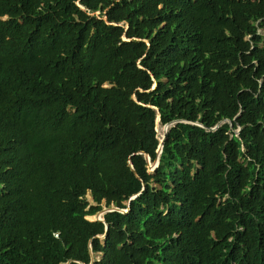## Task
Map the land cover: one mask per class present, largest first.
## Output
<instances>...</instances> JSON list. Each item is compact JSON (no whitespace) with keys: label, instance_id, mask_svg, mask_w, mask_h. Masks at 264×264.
Here are the masks:
<instances>
[{"label":"trees","instance_id":"obj_1","mask_svg":"<svg viewBox=\"0 0 264 264\" xmlns=\"http://www.w3.org/2000/svg\"><path fill=\"white\" fill-rule=\"evenodd\" d=\"M91 257L264 264V0H0V264Z\"/></svg>","mask_w":264,"mask_h":264},{"label":"water","instance_id":"obj_2","mask_svg":"<svg viewBox=\"0 0 264 264\" xmlns=\"http://www.w3.org/2000/svg\"><path fill=\"white\" fill-rule=\"evenodd\" d=\"M154 85H155V84L153 83V84H152V87H154ZM154 109L156 110V108H154ZM223 121L228 122L229 125H230V122H229L228 120L224 119ZM154 122H155V124L159 122V116H158V114H156ZM174 122H175V121H171V122H168V123L162 125V126H163V133L161 134L160 137H157V138H158V145H157V148H156V150H155V151H156V158H155L152 162H150L149 157H148L146 154H144V158H145V161H146V166H147L148 169H151V171H152V170L156 167V165H157V159H158V155H159V153L161 152L162 143H163V140H164L165 133L167 132V129H168V128H169ZM216 126H217V124H216L214 127H216ZM214 127H213V128H214ZM155 132H156V131H155ZM235 132H237V130H235ZM128 165H129V167L132 169L130 162H128ZM135 196H136V195H132V196H130V197L128 198V200L125 201V205H126V207H127V205H128V201H129L130 199L134 198ZM89 197H90V196H89ZM90 199H91V198H90ZM114 210H115V211H119V212H121V213H126V212H127V208H125V209H120V208H117V207H114V206H110V207H102L99 211H97L95 214H93L94 219H92V220H99V221H102V222H103L102 215H103L105 212H108V211H114ZM99 215H100V216H99ZM106 228H107V225L104 223V233L101 234L100 236H98V238H100V239H104ZM102 243H103V242H102ZM88 248H89V254L92 255V253H91V251H90V246H89V244H88ZM91 263H92V257H91L90 262H89L88 264H91ZM65 264H68V261L65 262Z\"/></svg>","mask_w":264,"mask_h":264},{"label":"rangeland","instance_id":"obj_3","mask_svg":"<svg viewBox=\"0 0 264 264\" xmlns=\"http://www.w3.org/2000/svg\"><path fill=\"white\" fill-rule=\"evenodd\" d=\"M259 32H260V30H259ZM154 130H155L156 133H157V137H160L161 134L163 133V126L160 125L159 122L156 123V124H155V122H154ZM146 169H147V171H149V172L151 171V169H148L147 166H146ZM85 198H86V200L88 201L89 204H94V203L91 201V199H90L88 193L85 194ZM102 207H104L103 203H101V208H102ZM98 257H99V254H95V255L93 256V258H95V259H97Z\"/></svg>","mask_w":264,"mask_h":264}]
</instances>
